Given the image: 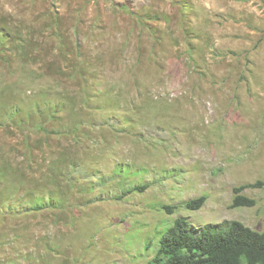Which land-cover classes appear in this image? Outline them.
Segmentation results:
<instances>
[{"label": "rangeland", "instance_id": "obj_1", "mask_svg": "<svg viewBox=\"0 0 264 264\" xmlns=\"http://www.w3.org/2000/svg\"><path fill=\"white\" fill-rule=\"evenodd\" d=\"M179 216L264 230V0H0V264H148Z\"/></svg>", "mask_w": 264, "mask_h": 264}, {"label": "trees", "instance_id": "obj_2", "mask_svg": "<svg viewBox=\"0 0 264 264\" xmlns=\"http://www.w3.org/2000/svg\"><path fill=\"white\" fill-rule=\"evenodd\" d=\"M117 172L121 175L119 185H116L120 194H113L112 198L115 195L117 199L134 192H145L150 186V183L123 184V176L127 179L129 171L116 166L115 173L118 174ZM254 185L235 187L232 207L254 206L255 199L242 194L246 188ZM91 189L94 188L91 186ZM206 200L207 197L201 195L189 200L186 206L189 209H200ZM48 204L49 200L40 196L33 207L41 209ZM176 207L164 206L168 213H174ZM148 264H264V230H256L240 220L225 221L219 225L206 224L195 229L188 217L179 216L163 233L159 247Z\"/></svg>", "mask_w": 264, "mask_h": 264}]
</instances>
